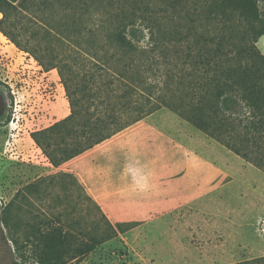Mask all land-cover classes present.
Here are the masks:
<instances>
[{"label": "trees", "instance_id": "trees-1", "mask_svg": "<svg viewBox=\"0 0 264 264\" xmlns=\"http://www.w3.org/2000/svg\"><path fill=\"white\" fill-rule=\"evenodd\" d=\"M160 1L170 8L168 27L141 16L129 0H37L32 10L28 0H0V33L44 72L57 71L69 104L65 118L30 134L35 146L57 169L168 110L264 172V55L257 47L264 12L258 0ZM55 184L63 193L55 202L72 207L53 214L55 226L48 219L28 226L19 215ZM88 206L115 233L78 178L58 171L18 192L0 210V229L10 230L16 251L34 247L38 264H67L110 239L106 229L95 235L72 230L77 222L66 218ZM23 226L31 228L20 240ZM232 264H264V256Z\"/></svg>", "mask_w": 264, "mask_h": 264}, {"label": "rangeland", "instance_id": "rangeland-1", "mask_svg": "<svg viewBox=\"0 0 264 264\" xmlns=\"http://www.w3.org/2000/svg\"><path fill=\"white\" fill-rule=\"evenodd\" d=\"M129 1L141 16L145 14L151 21L167 27L171 24L168 18L170 8L160 0ZM36 2L28 0L29 9ZM182 6L183 3L181 9ZM258 6L264 12V0H258ZM186 10L190 8L186 7ZM38 21L40 18L36 17L34 22ZM7 31L10 35V11ZM20 39L27 40L26 37ZM140 45H145V41ZM257 47L264 55V36L257 42ZM0 83L2 210L26 185L58 172L35 146L30 134L65 118L69 114V104L57 71L44 72L32 55L16 48L1 33ZM142 122L150 133L164 135L175 146L182 147L185 165L186 157L190 156L192 170L197 172L199 167H204L207 191L175 209L154 214L150 211L132 229L119 231L114 227L115 233L108 230L88 206L81 214L66 218L77 222V227L72 230L95 235L106 229L110 239L67 264H232L264 256V172L168 110H161ZM152 154L160 158L163 152L152 150L147 156ZM148 157H142L141 164L136 165L145 173L154 167H149ZM167 159L171 161L178 156L170 154ZM158 168L156 166V171ZM161 177L159 184L163 180ZM168 183L165 181L159 189L160 199L168 190ZM55 185L50 186L47 198L34 200L28 207L30 214L23 211L19 215L28 226L37 227L40 220L46 219L55 226L57 222L53 214L66 204L67 210L72 207L71 201L69 205L65 201L62 204L55 202L57 196L63 195ZM30 228L18 229V238L23 240ZM34 251L31 245H26L22 252L16 251L10 242V230L6 227L0 229V264H38Z\"/></svg>", "mask_w": 264, "mask_h": 264}, {"label": "crops", "instance_id": "crops-1", "mask_svg": "<svg viewBox=\"0 0 264 264\" xmlns=\"http://www.w3.org/2000/svg\"><path fill=\"white\" fill-rule=\"evenodd\" d=\"M152 150H160L163 155L148 157ZM170 154H175L178 159L168 160ZM184 155L182 147L175 146L164 135L150 133L140 121L59 168L51 167L55 172L73 173L113 227L125 231L132 229L150 211L154 214L175 209L207 191L204 167H199L196 174L191 168L190 156L186 157L185 165ZM142 157H148L149 167H155L146 172L149 188L144 191H140L127 175L128 167L141 164ZM156 166H159L157 171ZM159 176L163 179L161 184ZM165 181L169 182V187L160 199L159 189Z\"/></svg>", "mask_w": 264, "mask_h": 264}, {"label": "clouds", "instance_id": "clouds-1", "mask_svg": "<svg viewBox=\"0 0 264 264\" xmlns=\"http://www.w3.org/2000/svg\"><path fill=\"white\" fill-rule=\"evenodd\" d=\"M127 175L140 191H144L149 188L148 175L143 171L141 166L128 167Z\"/></svg>", "mask_w": 264, "mask_h": 264}]
</instances>
